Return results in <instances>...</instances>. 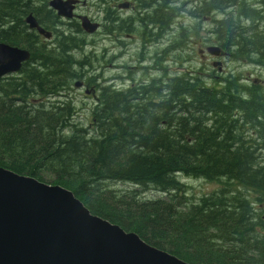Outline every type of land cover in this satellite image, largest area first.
Here are the masks:
<instances>
[{
	"label": "trees",
	"instance_id": "obj_1",
	"mask_svg": "<svg viewBox=\"0 0 264 264\" xmlns=\"http://www.w3.org/2000/svg\"><path fill=\"white\" fill-rule=\"evenodd\" d=\"M211 8L222 11L224 0ZM8 16L0 14V23ZM216 22L221 48L243 39L256 49L251 37L235 28L229 36L222 19ZM0 41L29 50L33 38L23 29H0ZM58 46L59 68L52 63L49 74L35 72L31 53L16 80L0 82V167L63 187L90 214L188 264H264V91L221 76L206 84L197 73L122 91L101 87L86 128L73 121L68 101L34 105L80 78L74 70L84 64L72 58L80 41L62 38ZM177 176L223 179L253 195L221 189L187 205ZM112 183L166 199L116 195Z\"/></svg>",
	"mask_w": 264,
	"mask_h": 264
},
{
	"label": "flooded vegetation",
	"instance_id": "obj_2",
	"mask_svg": "<svg viewBox=\"0 0 264 264\" xmlns=\"http://www.w3.org/2000/svg\"><path fill=\"white\" fill-rule=\"evenodd\" d=\"M67 3L72 6V17H59L52 4L64 8L63 5ZM213 6L214 0H0V14L9 15L0 24L2 25L1 30H20L22 32L23 29L24 32L31 35L33 46L29 50L26 49L30 56L32 53L30 64L35 72L43 74H49L52 63L57 64L58 68L60 67L61 61L53 56L61 51L58 46L60 40L63 38L69 42L71 38L74 39L72 35H81L83 37L80 39L81 41H84L86 36L96 38V43L94 46L91 45V49L95 50L98 56L99 65L97 68L100 72L105 68L101 62L103 54L108 49L101 47L97 53V43L110 45L112 51L108 60L113 61L114 64L108 65V67L113 68V76L116 78L131 77L136 74L150 76L156 72L164 73L168 43L175 44L177 48L181 45H191L196 48L202 45L203 49H197V54L201 59L208 60L211 69L218 72L219 75L225 72L222 60L227 59L240 61L246 67L264 71V61H262L264 60V0H224V8L220 11L222 21L229 31L228 35L231 36L233 28H235V32L241 33L245 38L251 37L248 43H255L256 49L247 48L246 41L243 39L244 44L240 46L227 43L221 48L213 32L215 21L221 20H216L215 16L221 13H215L211 8ZM80 9H84L85 14L76 12ZM88 9L94 12L93 17L86 13ZM22 14L26 16L22 17ZM29 16L43 33H39L36 28H29V24L26 22ZM80 16L86 17L90 23L96 25L93 33L87 34L81 30L78 19ZM205 26H208V30L202 33ZM17 34L22 35L20 32ZM204 35H210L211 39L206 40ZM0 43L13 46L1 41ZM89 44L91 42L82 44L81 49L84 50ZM68 47L69 44L63 46L65 49ZM129 47L134 52L131 61L137 62L138 66H131L132 62L128 63L122 58ZM208 47H217L220 51L219 56L208 54L206 52ZM100 51L101 53H99ZM88 54L90 55L89 51ZM119 60L122 61L119 62ZM144 63L148 65H141ZM65 67L69 68L68 63ZM79 69L76 67L73 70L79 76L85 77L84 71ZM245 74L249 75L250 73L246 72ZM231 77L247 78L241 72H238V75H231ZM208 78L212 80L214 76L210 74ZM166 79L167 77L152 79L147 84L139 86L148 85L153 81L161 85L162 81ZM78 82L81 85L78 88L85 89L84 93H87V84L84 83V78ZM254 83L256 82L251 81L247 86ZM134 87L131 85L124 89L114 87L112 89L122 91ZM257 87L263 88L259 83ZM90 92L94 97L93 88ZM249 134L252 136L253 132H249Z\"/></svg>",
	"mask_w": 264,
	"mask_h": 264
},
{
	"label": "water",
	"instance_id": "obj_3",
	"mask_svg": "<svg viewBox=\"0 0 264 264\" xmlns=\"http://www.w3.org/2000/svg\"><path fill=\"white\" fill-rule=\"evenodd\" d=\"M52 6L57 15L72 17L70 4ZM78 19L83 32L95 31L96 25L86 17ZM26 22L30 29L43 33L30 16ZM206 52L217 57L220 53L217 47H208ZM29 59L27 50L0 43V78L19 72ZM79 86V82L73 84V88ZM0 264L188 263L90 214L63 187L0 167Z\"/></svg>",
	"mask_w": 264,
	"mask_h": 264
},
{
	"label": "rangeland",
	"instance_id": "obj_4",
	"mask_svg": "<svg viewBox=\"0 0 264 264\" xmlns=\"http://www.w3.org/2000/svg\"><path fill=\"white\" fill-rule=\"evenodd\" d=\"M76 12H83V14H85L84 9L77 10ZM86 13L91 15L92 17L94 16V12H92L90 9H88ZM215 18L216 20L222 19V13L216 14ZM207 27L208 26H205L202 29L204 31L202 33H205V31L208 30ZM27 31L30 32L29 30ZM72 36L74 37V40L80 41V48L72 52V58L75 61H81V64H84V66L80 67L79 70L84 71L85 77L79 76L80 78H78L77 81H80L82 80V78H84V81L87 84L86 90H88V92L84 93L85 89L73 88L71 85L69 87V90L65 91L61 96L43 99L38 102H35L34 100V105L40 106V104H43V103H45V105H50L54 103H61V102L68 101L73 105L76 111V113L72 117L73 121L76 124H80L81 126L86 127V128H88L89 124L91 123V112L93 111L94 108H96L98 104L97 102L98 89H100L101 87H110V88L114 87L116 89H124L131 85L136 87L144 83L147 84L148 81L152 79H160L163 77L168 78V77H173L174 75H179V74H184V73L188 75L192 73H197L200 75V78L206 84H212L211 80L208 78V75L212 74L214 77L221 76L223 79L235 78L237 79V83H239L240 85L244 87H248L247 85L250 84L251 81H254L256 83H254L253 86H257L259 83L263 87L261 89L264 91V71L263 70L246 67L240 61L227 59V60H222V64H223V67L225 68V72L219 75L218 72L211 69L210 62L208 60L201 59L199 55L197 54V49H203L202 45H199L197 48L191 45H181L177 48L175 44L170 45L168 43L167 51H166V66H165L166 70L164 73H161V74L154 73L150 76H141L139 74H136L131 77L116 78L113 76V68L108 67V65L114 64L113 61L108 60V58L110 57V53L112 51L110 49L111 47L110 45L97 43V53L101 47H106L108 49V51L103 54V61L101 62L102 66H105V68L103 69L102 72H100V70L97 68V65H99V63L97 62L98 56L96 54V51L91 49V45L94 46L96 38L86 36L87 38H85L84 41H81L80 39L83 38L81 35H76V36L72 35ZM204 37L206 40L211 39L210 35H204ZM90 42L91 44H89V46H87L84 50L81 49V47L83 46L82 44L90 43ZM88 51L91 56L88 54ZM99 53H101V51ZM133 54H134L133 50L129 47L127 50V53L124 54L122 58L123 60H126L128 63H131L132 62L131 60L133 59ZM120 61L122 60H119V62ZM130 65L138 66V63L132 62ZM141 65L147 66L148 64L144 63ZM29 66L32 68L31 64ZM20 71L14 74H8L6 76L1 77L0 82H2V84H6L8 82V80L6 79L9 77H13L14 78L13 80H16V78L19 77ZM236 71L243 73L247 78L231 77V75H238V72ZM246 72L250 74L247 75L245 74ZM225 75H230V76H225ZM128 79L130 81H128ZM92 88L94 91L93 92L94 97L91 95V92H90ZM177 178L183 186V191H182L183 194H181L183 198L182 201L185 202L187 205H189L190 203H195L199 198L203 196H206L212 193H217L221 189H226L227 191L229 190L234 191L233 189H235L241 194L245 195L246 197H250L253 195L251 194V192H248L241 188H237L234 185H229V183H227L223 179L220 180L219 182L217 181L208 182L203 179L185 178L182 176H177ZM44 184H47V183H44ZM108 186H109L108 187L109 189L111 188L113 191H115L116 195L124 194V193H135L137 198H139L140 200L151 201L155 199H161V200L166 199V197H164L163 194H161L160 192H156L151 189L140 190L126 183H112V184H109ZM259 214L260 216L264 217V209H262Z\"/></svg>",
	"mask_w": 264,
	"mask_h": 264
},
{
	"label": "bare ground",
	"instance_id": "obj_5",
	"mask_svg": "<svg viewBox=\"0 0 264 264\" xmlns=\"http://www.w3.org/2000/svg\"><path fill=\"white\" fill-rule=\"evenodd\" d=\"M122 3H123V2H122ZM122 3H121V4H122ZM253 5H254V4H253ZM254 9H255V8H254ZM118 10H119V9H118ZM124 13H125V12H124ZM88 15H89V14H88ZM86 16H87V15H86ZM59 17H60V15H59ZM61 17H62V16H61ZM57 19H58V18H57ZM65 19H66V18H65ZM36 25H37V24H36ZM61 25H62V24H61ZM65 25H66V24H65ZM208 26H209V25H208ZM58 28H59V27H58ZM207 28H208V27H207ZM62 29H63V27H62ZM60 30H61V29H60ZM255 30H256V29H255ZM99 31H100V29H99ZM101 31H102V30H101ZM165 31H166V30H165ZM132 32H133V31H132ZM99 35H100V34H99ZM99 35H98V36H99ZM98 36H97V37H98ZM201 38H202V37H201ZM47 41H48V40H47ZM137 41H138V40H137ZM115 42H116V41H115ZM92 43H93V42H92ZM95 43H96V42H95ZM47 44H48V43H47ZM93 44H94V43H93ZM116 44H117V43H116ZM54 45H55V44H54ZM86 45H87V44H86ZM86 45H85V46H86ZM117 45H118V44H117ZM48 46H49V45H48ZM88 46H89V45H88ZM122 47H123V46H122ZM199 50H200V49H199ZM200 52H201V51H200ZM203 53H204V52H203ZM201 55H202V54H201ZM95 63H96V62H95ZM95 63H94V64H95ZM145 64H146V63H145ZM93 67H94V66H93ZM201 69H203V68H201ZM93 70H94V69H93ZM186 70H187V69H186ZM132 71H133V70H132ZM180 71H181V70H180ZM199 71H200V70H199ZM91 72H92V71H91ZM197 72H198V71H197ZM156 73H157V72H156ZM177 73H178V72H177ZM102 76H103V75H102ZM212 76H213V75H212ZM95 78H96V77H95ZM82 79H83V78H82ZM169 79H170V78H169ZM76 81H77V80H76ZM96 81H97V80H96ZM128 81H130V80L128 79ZM207 81H208V79H207ZM106 82H107V81H106ZM106 82H105V83H106ZM213 82H214V81H213ZM213 82H212V83H213ZM84 83H85V82H84ZM81 84H82V83H81ZM211 85H212V84H211ZM80 86H81V85H80ZM127 86H128V85H127ZM82 87H83V86H82ZM90 87H91V86H90ZM78 89H79V88H78ZM76 91H77V90H76Z\"/></svg>",
	"mask_w": 264,
	"mask_h": 264
}]
</instances>
